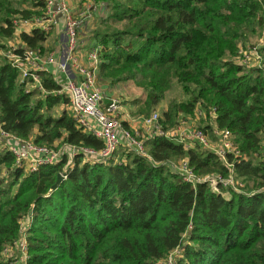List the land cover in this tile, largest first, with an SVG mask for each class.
Wrapping results in <instances>:
<instances>
[{
	"label": "trees",
	"instance_id": "16d2710c",
	"mask_svg": "<svg viewBox=\"0 0 264 264\" xmlns=\"http://www.w3.org/2000/svg\"><path fill=\"white\" fill-rule=\"evenodd\" d=\"M92 2L106 13L98 18L101 28L90 34L100 46L98 82L132 81L144 94L122 104L140 107L141 115L154 112L176 82L184 99L164 109V128L186 121L196 109L212 115L203 127L230 130L243 157L227 158L245 185L241 192H212L205 182H184L170 162L186 159L200 175L229 170L198 143L185 147L162 136L144 140L157 165L130 150L117 163L114 154L93 164L76 152L72 160L64 153L26 172L0 140V264H17L18 255L10 254L20 252L23 240L26 264H264V68L246 69L230 59L239 41L264 29V0ZM44 6V0H0L1 54L43 53L49 31L28 22L42 17ZM16 33L20 44L12 48L6 41ZM260 52L264 64V47ZM5 57L0 56L4 131L41 146H102L77 126L69 98L50 71L40 73L44 91L25 90ZM60 105L65 109L54 115ZM62 172L66 178L52 189Z\"/></svg>",
	"mask_w": 264,
	"mask_h": 264
},
{
	"label": "built area",
	"instance_id": "2783aa9c",
	"mask_svg": "<svg viewBox=\"0 0 264 264\" xmlns=\"http://www.w3.org/2000/svg\"><path fill=\"white\" fill-rule=\"evenodd\" d=\"M69 2L70 0H44L45 6L42 17L36 18L32 23L28 22L29 26H37L49 31L53 25L58 23V18H61L63 34L66 39V51L62 57L56 58L52 53L43 55L31 50H25L23 56L13 54L11 51H7L4 55L10 64L19 71L21 82L30 85L31 88L37 87L44 91L40 73L45 72L50 64L55 65L59 72L67 74L66 78L58 76L54 79L60 87L59 90L66 93L69 98L68 110L77 126L100 139L102 146L95 149L65 144L62 145V148L54 150L10 134L4 131L0 125V140L8 145L9 150L15 156L16 163L24 164L25 168L29 167L28 170L34 171L41 165L57 162L64 153H67L71 158L76 152L82 153L86 160L105 161L113 156L119 146L122 145L135 154L151 160L153 165H157L146 149L144 140L162 136L181 142L185 147L198 143L200 146L213 151L229 170L226 175L220 173L200 175L194 172L186 159H181L175 171L184 182L192 185L205 182L212 192H222L227 188L241 192L242 183L235 174L233 163L227 157L230 155L239 158L243 157V154L233 141L230 130L218 129L216 131L217 143L214 144L211 142L206 128H197L196 126L192 128V124L188 123L187 120L180 121L179 127L168 130L162 125L157 111L134 121L127 119L128 116L125 114L128 112L117 97H112L105 104L102 103L103 94L97 80L100 46L93 45L87 51L86 63L78 62L76 52L78 50L79 21L74 17ZM16 46L12 45L11 47ZM252 49V52H249L250 56L245 55L246 61L243 60L241 63L246 67L254 65V67L264 68L258 52L259 48ZM249 60L251 63L247 64ZM69 69L76 72L77 78L70 76ZM262 74L264 76V71ZM194 114L196 117L204 115L200 109H196ZM125 122L129 125H125ZM131 122L134 123V126L136 123L138 124L139 130L145 135L144 138L139 136L137 130L128 128L132 127ZM181 122L183 127H180ZM261 160L264 165V143ZM168 165L170 167L171 164ZM61 175L63 179L66 178L65 173ZM20 248L23 252L26 251L25 240L21 242Z\"/></svg>",
	"mask_w": 264,
	"mask_h": 264
},
{
	"label": "rangeland",
	"instance_id": "374dc122",
	"mask_svg": "<svg viewBox=\"0 0 264 264\" xmlns=\"http://www.w3.org/2000/svg\"><path fill=\"white\" fill-rule=\"evenodd\" d=\"M71 1L73 3V6L75 7V9L78 10L76 13L78 14L81 11L85 12L87 10V13L85 12V16H87V17L89 15L88 12L93 11L94 8H95V5L93 4L92 0H71ZM105 14L106 13L104 12L99 17H104ZM76 18H79V16L78 17L76 16ZM98 18L97 17L92 18V23L89 24V25H91V28H88V30L101 28L102 23L100 22V19H98ZM52 38H53V36H52ZM49 43H50V39L48 38V40H46L45 43L43 44V51H42L43 53L42 54H46L44 52H47V53L50 52L47 49V47L49 46L48 45ZM6 44H8L10 46L19 45L20 41H19V38H18V33H16L13 38L8 39L6 41ZM238 46H240L241 50L239 49L240 51L237 54L235 53L234 55H232L230 57V59H232V60H234L236 62H242L243 60H245V55L250 56L249 52L250 51L252 52V50H253L252 48H260V51H261V49L264 47V29L260 28V27L259 28L257 27L255 32H252V33L248 34L247 40L244 43H241L239 41ZM260 51L258 49L259 55L262 57L263 53L261 54ZM0 56H4L3 54H1V51H0ZM5 59L8 60V58H6V57H5ZM249 63H251V60H249L247 62V64H249ZM249 68H255V67H254V65H252L251 67H246V69H249ZM101 84L103 85V84H105V82L101 81ZM24 88H25V90H30L31 86L30 85H25ZM143 94H144L143 91L139 87H137L132 81H128V82L120 83L118 89L115 90V93H114V95L111 96V98L112 97H117L121 102H123L125 104L126 101L127 102L128 101H132L135 98L141 97ZM41 97H40V95L33 96V98H41ZM182 99H184V96H183V93L181 91V88L179 87V85L176 82H173L172 87L165 93L164 99L159 103V105L156 107V109L154 111H157L159 113V115H160V118H163L162 117V112L164 111V109H166L168 107L169 102L171 100H182ZM124 104H122V105L124 106ZM62 108L65 109V107H63L62 105L57 106L55 108V110L53 111V114L54 115L58 114ZM124 108L128 112L125 115L128 116L127 119H129V120L136 121L137 118H139V117L148 116V115H145V114H142V115L138 114L137 110L140 107H132V109H129L128 107H124ZM211 116L209 115V116H207V118H210V120H211ZM186 118H187L186 119L187 122L192 124L191 125L192 128H194L195 126L197 128H202L204 126V124L209 122V121H207L208 119L206 118L205 115H202L201 117H196L195 114H188L186 116ZM187 122H186V125H187ZM211 124L213 125V123H211ZM131 125H132V127H128V128H130L131 130H133V129L137 130L138 133H139V136L141 138L145 137V135H143L141 133V131L139 130L137 123L134 126V123L131 122ZM180 125H181L180 127H183L182 122L180 123ZM177 127H179V124H177L176 126H174L173 128H170L168 130H173V129L177 128ZM203 128H205V127H203ZM206 129H207V132L209 134V138H210L211 142L216 144L217 143V136H216L217 128L216 129L206 128ZM26 140H31V138L26 139ZM46 147H48V146H46ZM48 148H52L54 150H58V149L62 148V143H55V145H53L52 147H48ZM126 154H128V149L121 145V146H119L117 152L114 155L115 159L112 160V161H114V163H117L118 161H120V159H122V157L123 158L126 157ZM69 160H72V158H69ZM92 162L93 161H90L89 163L93 164ZM70 163H72V162H70ZM170 164H171L170 168L172 169V171L176 172L175 170H176V167L179 166V161L178 162H175V161L173 162L172 161V162H170ZM172 165H173V167H172ZM28 169H29V167H26L25 168V172ZM238 180L242 183V187H243L245 185V183L242 182L243 180L240 179V178H238ZM249 184H251V183H249ZM29 222H30V218L26 217V219L24 221H22L21 224H23L24 227H27ZM11 250H12V246L8 245L6 247V250H5V252L7 254H4V255L9 257V254L12 252ZM10 255L12 257L13 256L16 257L18 255L16 257L17 264H26L27 252L26 251L23 252L21 250V248H20V252L18 254L13 255V253H11ZM170 261H171V259L167 260L166 263L168 264Z\"/></svg>",
	"mask_w": 264,
	"mask_h": 264
},
{
	"label": "crops",
	"instance_id": "0c3cea01",
	"mask_svg": "<svg viewBox=\"0 0 264 264\" xmlns=\"http://www.w3.org/2000/svg\"><path fill=\"white\" fill-rule=\"evenodd\" d=\"M69 5L72 8V12H73L74 17L76 18V16L77 17L79 16V18H76L79 21L78 50L76 52L77 57H78V62L86 63V61H87L86 53L94 45L93 41L90 39L91 29L88 30V28H91V25H89V24L92 23V18H95V17L98 18L99 16L102 15L103 12L101 11L100 7H95L93 11L88 12L89 15L87 17V16H85V12L87 13V10L85 12L81 11L77 14L76 12L78 10L75 9L71 0L69 2ZM62 25L63 24H62L61 18L59 17L58 23L53 25L50 28L49 35L46 39V40H48V38L50 39V43L48 44L49 46L47 47L48 51H50V52H48V53L44 52V53H46V54L52 53V54H54V56L56 58L62 57L66 51V44H65L66 39H65V35L63 34ZM52 36H53V38H52ZM19 41H20V39H19ZM43 55H45V54H43ZM47 70L50 71V73L54 77L61 76L63 78H66V76H67V74H64L63 72H59L58 68H56V66L53 64L48 65L46 71ZM68 73H70V76L72 78H77V76H78L74 70L72 72V69H69ZM98 84L102 90V94H103L102 103L103 104H105L106 102H108L110 100L111 96L114 95L115 90L118 89V87H119V84L113 85V84H110L109 82H105V84L102 85L101 82L99 81ZM125 107L132 109V106H130V105H127V106L125 105Z\"/></svg>",
	"mask_w": 264,
	"mask_h": 264
},
{
	"label": "water",
	"instance_id": "95a60500",
	"mask_svg": "<svg viewBox=\"0 0 264 264\" xmlns=\"http://www.w3.org/2000/svg\"><path fill=\"white\" fill-rule=\"evenodd\" d=\"M63 180V176L61 174L57 175L55 183L52 185V189L56 188V186Z\"/></svg>",
	"mask_w": 264,
	"mask_h": 264
}]
</instances>
